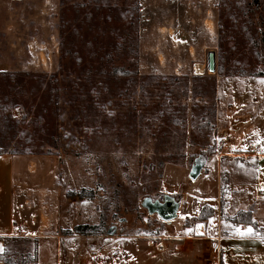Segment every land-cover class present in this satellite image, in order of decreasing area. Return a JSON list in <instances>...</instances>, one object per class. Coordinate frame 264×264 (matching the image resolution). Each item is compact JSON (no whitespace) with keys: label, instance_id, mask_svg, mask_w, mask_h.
<instances>
[{"label":"rangeland","instance_id":"rangeland-1","mask_svg":"<svg viewBox=\"0 0 264 264\" xmlns=\"http://www.w3.org/2000/svg\"><path fill=\"white\" fill-rule=\"evenodd\" d=\"M103 1L121 7L132 2ZM138 2L139 59L135 66L119 63L138 72L133 87L115 80L104 89L70 73L67 78L60 75L59 103L50 121L56 147L49 141L29 146L32 119L23 97L12 110L16 118L28 119L18 135L5 130L0 119V151L38 158V164L29 163L30 175L25 177V218L31 230L9 241V264H37L38 259V264H88L104 254L109 242L114 247L111 254L118 255L121 242L129 237L160 251L158 241H172L184 225L204 222L203 217L215 210L201 197L216 195L221 155L250 147V140L238 136L236 128L224 134L217 129L218 84L230 77L207 69L212 51L218 68V29L216 36L204 38L200 20L207 17L206 26L212 30V11L217 10L218 21V4L205 8L190 6L189 0ZM62 8V0H0V72H59ZM188 21L191 38L164 37L168 25ZM82 49L79 40L70 47ZM195 64L205 65V71L196 73ZM235 136L239 141L233 145ZM24 149L37 152L22 154ZM198 159L206 160V166L193 181L189 174ZM221 174L228 178L227 172ZM165 195L181 199L178 217L171 223L142 207L145 198L163 201ZM224 202L222 198L223 209ZM78 226L88 229L78 233ZM113 226L117 233L109 236ZM47 233H54L56 241L39 246L34 235Z\"/></svg>","mask_w":264,"mask_h":264},{"label":"crops","instance_id":"crops-1","mask_svg":"<svg viewBox=\"0 0 264 264\" xmlns=\"http://www.w3.org/2000/svg\"><path fill=\"white\" fill-rule=\"evenodd\" d=\"M189 4L209 8L216 7L218 0H189ZM209 12L206 9V14ZM212 12L215 16L212 30L206 26L207 17L200 20L204 38L217 34V10ZM185 23H175L173 27L168 25L164 37L191 38L190 21ZM217 109L219 133L236 128V134L247 137L250 144H257L259 151L253 152L249 147L246 151L239 149L221 155L215 173L216 195L207 193L201 197L215 206L214 215L204 222L184 225L172 241L165 243L167 246L163 251L129 237L121 242L118 255L111 254L114 247L113 242H109L103 249L104 254L89 260L88 264H208L209 240L218 235L224 237L223 264H264V237L257 236L250 226L242 236H238L240 225L221 217L223 198L225 215L234 217L241 211H252L257 226L264 228V77L222 78L218 84ZM238 136L231 140L233 145L238 144L234 142L239 141ZM227 138L230 141L229 135ZM32 157L36 156L0 154V264H4L1 256L8 245L4 239L20 236L21 232L25 235L31 230L25 218V192L28 188L25 177L30 175L27 170L29 163L38 164V158ZM222 172H227L228 178H222ZM49 229H54V225L51 224ZM34 236L39 238V246L48 240L56 241L54 233Z\"/></svg>","mask_w":264,"mask_h":264},{"label":"trees","instance_id":"trees-1","mask_svg":"<svg viewBox=\"0 0 264 264\" xmlns=\"http://www.w3.org/2000/svg\"><path fill=\"white\" fill-rule=\"evenodd\" d=\"M62 7L59 72L50 76L0 72V119L5 130L11 131L13 137L18 135L22 122H28V119L16 118L12 110L21 105L22 97L27 100L25 107H29L32 119V132L26 140L29 146L36 141H49L56 147L55 138L50 133V121L59 103L60 75L67 74V78L70 73L83 83L104 86V89L115 80L128 87L138 81L137 71L119 65L128 61L135 66L139 59L137 30L141 7L138 0L122 7L103 0L83 4H67L62 0ZM217 29L219 76L264 77V0H219ZM78 40L83 49L70 50L71 46H77ZM79 90L82 95L86 94L82 86ZM26 93L29 98L23 96ZM35 152L30 149L21 151L22 154ZM6 153L0 151V154ZM213 215L211 209L203 218L206 220ZM221 216L235 224L253 227L257 236L264 237V228L257 226L252 211L227 217L222 208ZM87 229V226H78L76 231L83 234ZM11 240L4 239L7 244ZM6 254L7 249L1 259L4 264H9Z\"/></svg>","mask_w":264,"mask_h":264},{"label":"water","instance_id":"water-1","mask_svg":"<svg viewBox=\"0 0 264 264\" xmlns=\"http://www.w3.org/2000/svg\"><path fill=\"white\" fill-rule=\"evenodd\" d=\"M207 69L211 73L217 72L216 53L213 51L208 54ZM205 164L206 160L198 159L189 174V178L193 181L197 180ZM142 207L147 210L149 215H157L162 221L171 223L178 217L181 199H176L171 195H165L163 201L153 200L151 197H147L142 201ZM116 233L117 228L115 226L108 230L109 236H115Z\"/></svg>","mask_w":264,"mask_h":264},{"label":"built area","instance_id":"built-area-1","mask_svg":"<svg viewBox=\"0 0 264 264\" xmlns=\"http://www.w3.org/2000/svg\"><path fill=\"white\" fill-rule=\"evenodd\" d=\"M222 148L226 149V144L222 143ZM250 149L253 152H258L259 151V146L257 144L251 143L250 144ZM249 228L248 225H240L239 230H238V236H242L243 233L247 231ZM24 233L21 232L20 236H22ZM224 240V237L222 235H218L214 238H211L210 241V246H209V258H208V264H223V248H222V242ZM163 243V247H162ZM156 247L161 251V249L165 250L166 246L165 243L162 241H158L156 244Z\"/></svg>","mask_w":264,"mask_h":264},{"label":"bare ground","instance_id":"bare-ground-1","mask_svg":"<svg viewBox=\"0 0 264 264\" xmlns=\"http://www.w3.org/2000/svg\"><path fill=\"white\" fill-rule=\"evenodd\" d=\"M195 71H196V73H203L204 71H205V69H206V67H205V65H203V64H195ZM199 228H202V226H199ZM164 245H163V243H162V247H163ZM161 251H163V249H161Z\"/></svg>","mask_w":264,"mask_h":264},{"label":"snow or ice","instance_id":"snow-or-ice-1","mask_svg":"<svg viewBox=\"0 0 264 264\" xmlns=\"http://www.w3.org/2000/svg\"><path fill=\"white\" fill-rule=\"evenodd\" d=\"M249 231H251V229H249Z\"/></svg>","mask_w":264,"mask_h":264}]
</instances>
